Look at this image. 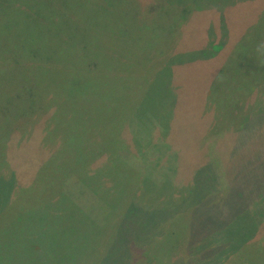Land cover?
<instances>
[{
	"label": "rangeland",
	"instance_id": "374dc122",
	"mask_svg": "<svg viewBox=\"0 0 264 264\" xmlns=\"http://www.w3.org/2000/svg\"><path fill=\"white\" fill-rule=\"evenodd\" d=\"M209 1L212 7L193 9L181 27L176 21L169 27L167 11L168 31L160 29L159 15L152 28L141 24L128 31L123 24L107 29L118 13H104L102 0H0V108L13 115L9 126L0 117V145L6 141L10 164L0 175V264H15L17 257L44 264L36 252L26 256L29 219H43V237L53 243L64 226L79 235L54 216L68 206L54 190L76 183L81 192V181L103 162L100 170L110 171L112 157L106 201L111 206L115 188L135 197L117 228L108 225L100 235L103 248L114 236L102 264H140L137 249H147L166 228L167 241L156 245L148 264H222L241 248L252 256L249 264L264 261V234L258 235L264 232V113H252L253 101L264 93L254 90L246 97L242 108L252 106L254 114L247 122L223 129L215 125L219 107L208 99L216 77L242 83L243 92L249 82L264 80V19L249 35L264 0ZM247 32L239 45L237 37ZM219 37H227L224 45L207 54ZM175 52L181 55L177 62ZM95 61V69L87 70ZM165 62H171L167 80L172 87L176 82L180 94L176 111L172 88L170 96L163 86ZM103 86L111 89L100 93ZM69 143L85 147L82 158L74 160ZM104 143L112 145L109 151ZM104 152L91 171L77 177L75 165ZM37 197L40 203H34ZM123 207L116 206L118 216ZM56 245L55 251L43 250L60 262ZM89 251L90 262L82 252L75 264H93L99 252Z\"/></svg>",
	"mask_w": 264,
	"mask_h": 264
},
{
	"label": "trees",
	"instance_id": "16d2710c",
	"mask_svg": "<svg viewBox=\"0 0 264 264\" xmlns=\"http://www.w3.org/2000/svg\"><path fill=\"white\" fill-rule=\"evenodd\" d=\"M243 0H238V2H241ZM102 4L104 7V13L108 12V14H114L118 13V17H116L118 20L117 22H110L107 23V29H111L113 27H122V24L127 27L126 29L130 31L131 27H141L144 25L145 28H152L153 24V18H155L157 15H159L160 18V29L161 30H167L166 23L172 21V24H169V27L174 26L175 21L179 22V26L177 23V28L181 27L180 24L183 25V23L187 20L189 13L193 9H205L212 7L210 6L211 3L209 0H155L154 3L145 5L142 0H139V2L132 0L130 2H127V0H102ZM174 8V9H173ZM167 11L169 13L168 21H167ZM111 12V13H109ZM151 12V13H150ZM150 13V15H148ZM171 13H175L176 16H170ZM260 14L262 17L259 18ZM129 15V17L126 19V17ZM148 15V16H147ZM179 15V16H177ZM165 19L163 20V18ZM264 19V7L260 10L258 17L254 21V25L252 29L250 30V34L252 35L254 28L257 26L260 20ZM167 21V22H166ZM183 22V23H182ZM142 24V25H141ZM169 30V29H168ZM167 30V31H168ZM227 37H219L217 39H214L213 41H210L209 45H211L210 49H207V54L211 55L214 54V52L221 49V47L224 45ZM249 38L248 32L244 34V36L237 37L239 45L243 42H245ZM237 40L233 42L235 45L237 43ZM261 41H264V39H260ZM166 48V47H165ZM164 49V47L161 49V51ZM149 53V52H148ZM264 55V54H263ZM178 56L181 57V55L178 54ZM177 52H175V62L178 61ZM98 62H94L91 64L90 68L87 70H90L91 72L95 69ZM171 62H165L164 64L160 65V67L164 70L162 72L163 77V86L165 90L168 92V94L171 96V88H172V100H173V106L175 111L177 110L178 99L180 100V94L178 93L177 85L173 82V87L171 85V82L167 80V74ZM174 66V65H173ZM177 66V65H175ZM181 66V65H179ZM225 70V67L219 70V73L223 72ZM88 71L86 74H89ZM170 71V70H169ZM90 72V73H91ZM175 73V71H174ZM261 74H264V69H262ZM179 76V74H178ZM174 79V78H173ZM262 81V82H261ZM258 80L256 82L252 81L249 82L248 90L244 91L242 90V83H238V85L235 82H231L226 79H219L216 77V79H213L210 83V89L208 94L209 103L211 106L219 107V110L217 111V115L215 116V125L222 127L229 122L235 123L236 121L239 122H247V120L253 116L254 114H251L252 106L249 109H244L242 106L245 105V99L250 95V93L254 90H257L258 93L262 92L264 93V90H261V87L264 83V80ZM179 84V83H177ZM159 87V84H158ZM177 89H176V88ZM111 89L110 87L103 86L98 91L100 93L105 94L108 90ZM112 96H115V94H109ZM260 96L256 97V99L253 101V105H255V108L253 109L252 113H255L258 111V113H264V94H259ZM219 96V100L217 99ZM234 98V102L230 103V99ZM216 99V101H214ZM214 101V102H213ZM223 104L226 107L221 108L220 105ZM39 110H35L32 113V117L35 114H38ZM13 115H10L6 111L0 108V117H3L5 121H2L4 125L9 126V120H11V117ZM214 118V117H213ZM256 120V119H255ZM1 121V120H0ZM130 123V122H128ZM214 125V126H215ZM100 130V129H98ZM9 132L6 133L5 138L8 137ZM96 137H101L100 133H95ZM118 137H123V133L119 135ZM4 138V140H5ZM224 138V137H223ZM82 140H80L81 142ZM120 148L122 149L124 143H118ZM6 141H4V145H0V175L3 173H8V169L6 170V167L10 164L7 162V152L5 149ZM102 146H106V151H109V147L112 145L109 143L101 144ZM73 149L74 152H76L75 159L82 158L83 154H85L86 150L85 147L78 148V145L76 143L72 144L69 143L68 150ZM101 153V152H100ZM56 155V150L54 152ZM103 154H106V152L97 155L92 158L91 160L87 161L84 165H75L74 171H77V177L81 176L84 173H87L88 171H91L94 167L93 165H96L95 162L99 160L100 158L105 156H102ZM114 160H116L114 157H112L113 165L109 172L104 173L100 169L104 166L101 164L100 167L97 169L92 170L93 174L90 176H87L84 178L81 182L82 184V191L79 192L75 188V184L70 187L69 190H64L63 185L58 187L54 190V195L56 197V194L59 195V199L61 200L60 203L63 201L66 206L61 212H58L54 216L59 218H62L66 224H71L74 226V229L76 231H79V235H75L74 232L69 231L65 226L61 227L60 230L56 231L57 236L61 235L60 241H57L53 243L52 240H46V238L43 237V231L45 230L44 220L40 218H34L29 219V221L24 222L26 226L27 233H30V226L33 227L31 231V240H29L30 236H27L23 240L27 242V253L26 256L28 257L29 251L36 252L38 254V260L42 259L44 264H75L78 257L76 254L78 253L81 258L84 257V260L87 262L89 261V254L92 253V250L89 251V249H93L94 252H99V257H97L93 264H102L103 263V257L105 256L107 252V248L109 244L111 243L112 239H109L106 241V244L104 245V248L101 246L100 243V235L105 233L107 231L108 225H113V227L117 228L119 221L123 217V214L126 209V205L129 204L131 201V198H134V194H128L127 192H124L125 196H127L124 199L123 192L119 191L117 188L112 189V199L113 202L111 206H109L110 202L106 201V191H107V181L110 179L111 176H109V173L114 172ZM101 163V162H99ZM72 167V166H70ZM81 169L79 172L78 170ZM71 172L69 169V165L66 167V174ZM65 174V175H66ZM8 176V175H6ZM4 176V178L6 177ZM3 178V177H2ZM67 178V177H63ZM89 179H92L93 182L89 183ZM41 198L37 197L34 199V203H40ZM55 203L57 201L55 200ZM122 204L124 205L122 213L118 216L116 211V206ZM58 205V204H56ZM87 205H90V209H87ZM29 218V217H28ZM4 221H0V236L3 233L4 226L1 227L2 223ZM46 224V222H45ZM47 225V224H46ZM166 228V226H165ZM115 230V229H114ZM168 228H166L165 235H162L161 237L155 238V240L151 243L150 246L145 248L143 251H140L137 249L138 252H135L136 255H138L140 258L138 259L137 263L145 264L148 258H156L155 256V249L157 248L156 245L160 243H164L167 241V234L170 232ZM172 234L173 230H172ZM171 234V237H172ZM264 234V232L260 229V232L258 235ZM256 236L259 240L263 238L261 236ZM54 236V235H53ZM51 236V237H53ZM3 237V235H2ZM3 240V238H2ZM248 240V239H247ZM245 240L243 243V247H249L252 245V240L249 242ZM4 242V241H2ZM248 242V243H247ZM56 244H59V251L63 255V258L61 261L51 260L49 259V254L47 253V250H43L45 247H48L50 251L57 250L58 246ZM131 244L133 242L131 241ZM247 244V245H246ZM57 246V247H56ZM135 246V245H134ZM169 246H167V250ZM255 249V248H254ZM155 250V251H153ZM243 249L241 248L236 253L235 256H233V253L225 260L222 264H249L252 261V256L244 255L240 251ZM262 250V248H257V251ZM88 251L90 253H88ZM31 252V253H32ZM82 252L85 256L82 257ZM105 252V253H104ZM238 254V255H237ZM53 255V254H51ZM164 260V258H163ZM18 261H26L29 264H36L34 261V258L32 259H26L22 260V258L17 257L15 264H18ZM148 264V261H147ZM158 264V263H156ZM261 264H264V261L261 262Z\"/></svg>",
	"mask_w": 264,
	"mask_h": 264
}]
</instances>
